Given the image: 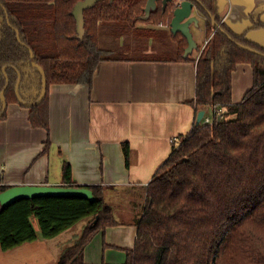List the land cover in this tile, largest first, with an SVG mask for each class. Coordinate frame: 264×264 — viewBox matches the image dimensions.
Returning a JSON list of instances; mask_svg holds the SVG:
<instances>
[{"label":"trees","instance_id":"obj_1","mask_svg":"<svg viewBox=\"0 0 264 264\" xmlns=\"http://www.w3.org/2000/svg\"><path fill=\"white\" fill-rule=\"evenodd\" d=\"M79 1L0 0V93L8 81L6 108L19 104L15 87L20 76L19 97L29 104L34 128L48 131L51 85H90L99 63L111 60L100 46L104 25L134 29L140 22L169 24L178 2L163 8L158 0L147 10L148 0L99 1L84 10V35L79 38L72 15ZM188 1L205 17L207 35L214 32L196 60L191 104L196 113L206 107L225 112L212 124L195 125L178 137L146 186L132 194L128 189L119 193L118 199L127 200L136 212V239L124 264H264V47L247 39L248 30L231 31L218 16L214 0ZM263 14L264 4L249 14L250 29H264ZM173 37L178 60H190L183 57L186 39L179 33ZM32 59L45 74L41 103L42 76ZM241 63L252 66L253 83L242 101L233 104L232 73ZM5 118L0 102V121ZM123 152L128 167L127 144ZM61 186L86 187L96 200L41 197L0 206L1 251L34 242L39 235L52 239L84 222L80 235L62 248L56 262L84 264V249L93 236L119 224L118 209L109 200L110 188L77 185L68 163L62 166ZM7 188L0 186V192Z\"/></svg>","mask_w":264,"mask_h":264},{"label":"crops","instance_id":"obj_2","mask_svg":"<svg viewBox=\"0 0 264 264\" xmlns=\"http://www.w3.org/2000/svg\"><path fill=\"white\" fill-rule=\"evenodd\" d=\"M214 2L218 16L231 31L240 34L248 30L247 39L264 47V29H250L249 15L264 0ZM197 10L193 6L191 15L198 21ZM260 18L264 22V14ZM203 21L204 42L201 46L195 42L198 53L193 55V51L188 61L178 60V43L173 37L177 33L172 34L170 22L135 24V28L148 32H167L164 42L148 41L146 47L133 54V49L141 47L132 44L133 39L129 44L124 40L121 48L127 51L100 62L90 85H51L48 131L31 126L28 108L15 103L6 108V118L0 121V186H61L62 166L68 163L77 185L110 188L109 200L115 208L120 206L115 212L119 224L93 236L84 249V264L125 263L126 251L133 248L136 239L137 227L132 223L136 212L127 200H117L119 193L125 189L137 192L146 186L178 137L196 125L197 113L191 104L196 89V60L214 34L207 35L204 16ZM123 28L127 27L104 25L100 46L102 38L109 39L111 32ZM168 39L173 46L168 45ZM252 83V66L238 64L232 73L233 104L242 101ZM203 110V117L212 114L211 107ZM199 124H203V118ZM124 144L129 149L128 167ZM81 223L80 228L76 225L52 239L39 235L34 242L12 251L0 250V264H56L62 248L71 246L80 235Z\"/></svg>","mask_w":264,"mask_h":264},{"label":"water","instance_id":"obj_3","mask_svg":"<svg viewBox=\"0 0 264 264\" xmlns=\"http://www.w3.org/2000/svg\"><path fill=\"white\" fill-rule=\"evenodd\" d=\"M103 0H81L74 6L72 15L76 21L77 37L82 38L84 35V10L92 8L97 2ZM112 1V0H111ZM158 0H148L146 8L147 10L153 9L155 2ZM172 0H162L163 8ZM193 4L188 0H180L179 3H175V8L172 12V19L170 21V28L172 34L180 33L187 41V47L184 50L183 57L186 58L197 49V44L193 40L192 34L190 33L191 24L197 23V19L191 15ZM253 51V50H251ZM255 52V51H254ZM31 54V53H30ZM32 56V54H31ZM32 65L41 73L42 76V90L38 98L37 103H41L46 94V79L43 70L37 66V64L31 60ZM6 68H3L5 73ZM21 79L20 76L16 83L15 92L20 105L29 107V104L24 103L19 97V85ZM8 87V81L6 82L5 88L0 93V102L2 110H6V101L4 97L5 89ZM204 115V110H200L197 113L196 125H199ZM220 116L218 117V120ZM41 197H78L84 198L90 202H94L96 199L90 189L86 187H64V186H49V185H19L11 186L6 190L0 192V206L2 208L8 207L15 202L22 199H34Z\"/></svg>","mask_w":264,"mask_h":264},{"label":"rangeland","instance_id":"obj_4","mask_svg":"<svg viewBox=\"0 0 264 264\" xmlns=\"http://www.w3.org/2000/svg\"><path fill=\"white\" fill-rule=\"evenodd\" d=\"M198 11V10H197ZM197 15H199L197 23H194L191 27L190 33H193L195 35V42L198 45H202L205 39L204 35V21H203V15L201 13L197 12ZM150 31V30H148ZM147 29L144 28H134V29H117L116 31L111 32V35L109 39L102 38L101 42V47L108 52L110 56H116L120 55L121 53L124 54L127 50L125 48H121L123 41L125 40L126 44H129V42L133 39L132 44H135L139 47L140 49H133L135 52L133 54L139 53V50H142L144 47H146V44L148 41H153L154 39L158 42L163 43L166 37L167 32H159L158 31H153V32H148ZM148 32V33H147ZM163 40V41H162ZM167 42L169 46H173V43L170 39ZM166 43V44H167ZM198 53L197 49L194 50V54L196 55ZM211 112L209 113V115ZM119 200V199H117ZM120 209V206H117L116 209ZM83 223H78L77 227L80 228V226ZM34 226L36 227L38 233V227L36 223L34 222ZM79 231V230H78ZM77 231V232H78ZM65 234H62L64 236ZM70 235H67L66 238H69ZM64 238V237H62ZM63 244L66 243V241L62 242Z\"/></svg>","mask_w":264,"mask_h":264},{"label":"built area","instance_id":"obj_5","mask_svg":"<svg viewBox=\"0 0 264 264\" xmlns=\"http://www.w3.org/2000/svg\"><path fill=\"white\" fill-rule=\"evenodd\" d=\"M207 42H206V44H207ZM211 108H212L211 116L210 115H205L203 117V123L204 124H212L214 118L219 117V114L223 111L221 108H216V107H211Z\"/></svg>","mask_w":264,"mask_h":264}]
</instances>
